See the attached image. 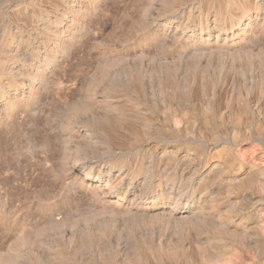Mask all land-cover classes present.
Returning a JSON list of instances; mask_svg holds the SVG:
<instances>
[{
	"label": "rangeland",
	"instance_id": "374dc122",
	"mask_svg": "<svg viewBox=\"0 0 264 264\" xmlns=\"http://www.w3.org/2000/svg\"><path fill=\"white\" fill-rule=\"evenodd\" d=\"M0 264H264V0H0Z\"/></svg>",
	"mask_w": 264,
	"mask_h": 264
},
{
	"label": "bare ground",
	"instance_id": "6f19581e",
	"mask_svg": "<svg viewBox=\"0 0 264 264\" xmlns=\"http://www.w3.org/2000/svg\"><path fill=\"white\" fill-rule=\"evenodd\" d=\"M181 212H183V211H181Z\"/></svg>",
	"mask_w": 264,
	"mask_h": 264
}]
</instances>
